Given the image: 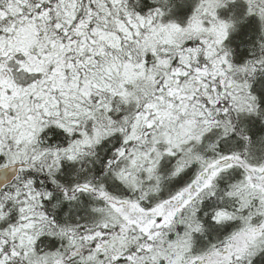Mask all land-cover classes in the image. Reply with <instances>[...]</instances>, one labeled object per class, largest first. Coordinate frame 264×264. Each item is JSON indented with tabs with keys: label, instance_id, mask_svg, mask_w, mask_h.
<instances>
[{
	"label": "snow or ice",
	"instance_id": "snow-or-ice-1",
	"mask_svg": "<svg viewBox=\"0 0 264 264\" xmlns=\"http://www.w3.org/2000/svg\"><path fill=\"white\" fill-rule=\"evenodd\" d=\"M0 264H264V0H0Z\"/></svg>",
	"mask_w": 264,
	"mask_h": 264
}]
</instances>
